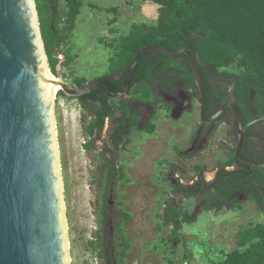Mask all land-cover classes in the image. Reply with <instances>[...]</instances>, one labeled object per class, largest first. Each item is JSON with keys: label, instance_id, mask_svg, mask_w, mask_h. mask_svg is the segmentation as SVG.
Instances as JSON below:
<instances>
[{"label": "rangeland", "instance_id": "obj_1", "mask_svg": "<svg viewBox=\"0 0 264 264\" xmlns=\"http://www.w3.org/2000/svg\"><path fill=\"white\" fill-rule=\"evenodd\" d=\"M62 6L64 3L60 0ZM117 8V13L110 8ZM159 5L144 0H88L77 19V28L68 47L75 59L69 66H63L64 80L73 82L75 77H86L90 82L107 70L113 50L100 41H111L128 34L135 23L154 24L158 20ZM116 16V20L112 22ZM227 80L226 85H232ZM227 85V86H228ZM187 90V89H186ZM189 91L183 93L188 99ZM196 112L170 116L164 109L158 110L153 134L141 128L134 131L121 148L119 161L125 165V178L120 179L112 192V216L108 224L109 259H99L92 240L101 227L97 206L101 189L98 184L100 152L85 148L88 137L85 133V115L77 98L57 96V130L65 201L67 207L69 238L72 264H218L222 251L238 247V231L250 224L264 223V215L255 201L241 199V209L207 210L205 203L194 198L183 200L182 216L186 217L178 241L169 240L171 226L158 230L162 221L157 213L164 212V202L179 203L180 198L173 193L169 182L158 177L162 174L159 161L175 158L174 145L188 146L189 137L198 122V99L193 100ZM181 118V119H180ZM224 128L219 129L213 142L224 136ZM230 143V140H229ZM200 161L212 168L215 160H224L223 150L215 145L212 156L204 152ZM210 158V160L208 158ZM195 160H188L180 174L186 181L195 173L191 168ZM183 164V162H182ZM212 173L209 172L208 178ZM131 214L122 220L119 211ZM119 228L125 232L128 247L125 250ZM186 244V245H185ZM192 252L188 259L186 252ZM175 250V253L172 251ZM126 252L125 258L121 257Z\"/></svg>", "mask_w": 264, "mask_h": 264}, {"label": "trees", "instance_id": "obj_2", "mask_svg": "<svg viewBox=\"0 0 264 264\" xmlns=\"http://www.w3.org/2000/svg\"><path fill=\"white\" fill-rule=\"evenodd\" d=\"M37 0L38 10L49 55L54 73L60 62L59 55L64 54L66 61L63 66H69L75 59L68 47L77 28V19L82 13V7L88 0ZM158 4V20L154 24L135 23L128 34L119 36L111 41L100 38V41L110 47L114 54L106 71L94 80L106 84L113 92H118L125 81L127 71L139 49L151 45H163L170 49L189 48L199 60L200 67L206 81V87L215 86L221 101L229 99L227 88L220 86L227 80H233L235 101L242 124L245 119L251 120L250 105L257 108L260 115H264V0H144ZM117 13V8H110ZM116 20V16L112 22ZM171 79V80H170ZM160 80L171 83L183 82L190 92L192 99H199L191 63L185 54L169 55L159 52L144 53L134 71L128 97L110 99L101 89L77 97L85 109V133L87 137L93 132L92 124L86 126L90 118L99 121L102 111L106 110L113 116V134L116 145L124 140L128 129H138L142 112L133 115L132 101L152 102L157 105L160 99L156 96L154 81ZM93 81V80H92ZM89 81L86 77H75L72 84L84 86ZM64 95L60 91L58 95ZM71 98V97H69ZM89 102H92L90 104ZM113 108V110H112ZM91 119V120H92ZM131 125H128V122ZM129 126V128H125ZM148 132L154 133L156 124L152 123ZM121 134L122 137L117 136ZM85 148L92 149L93 145L87 141ZM233 148L230 152V161L233 163ZM169 161H159L162 174L159 179L166 182ZM108 167V165H107ZM117 171L108 167L100 170L98 184L101 189L97 211L101 220V227L97 230L91 246L101 259L108 260V224L112 216L110 194L113 189ZM124 173H122L123 175ZM240 177L226 172L223 176L225 184L219 189L213 199L206 203L209 210L221 209L225 206L241 209L242 204L237 201L234 193L242 188ZM257 183L264 186V172ZM174 192L179 187L170 183ZM261 191L255 189L252 197L257 201L259 208L264 211V197ZM187 196H197L188 192ZM123 220L131 217L129 212L119 211ZM162 221L157 228L164 230L171 226L169 241H178L180 231L187 221L182 216V209L178 203L164 202V212L157 213ZM119 235L125 241V232L119 228ZM238 247L230 251H222L218 264H264V223L250 224L241 228L238 233ZM186 245V244H185ZM125 252V251H124ZM175 253V250L172 251ZM186 257L190 259L192 252L188 249Z\"/></svg>", "mask_w": 264, "mask_h": 264}, {"label": "water", "instance_id": "obj_3", "mask_svg": "<svg viewBox=\"0 0 264 264\" xmlns=\"http://www.w3.org/2000/svg\"><path fill=\"white\" fill-rule=\"evenodd\" d=\"M146 52L185 54L202 103L208 102L199 60L189 48L163 45L138 50L122 88L113 92L100 81L76 86L64 80L60 54L55 74L45 45L37 0H0V264H72L59 138L57 96L77 98L101 89L109 98L128 94L134 71ZM241 155L246 129L234 101ZM258 120H264V116ZM258 120H254L256 122Z\"/></svg>", "mask_w": 264, "mask_h": 264}, {"label": "flooded vegetation", "instance_id": "obj_4", "mask_svg": "<svg viewBox=\"0 0 264 264\" xmlns=\"http://www.w3.org/2000/svg\"><path fill=\"white\" fill-rule=\"evenodd\" d=\"M171 82L172 81L169 82L168 80L163 84V81H154L155 93L156 96L160 99V103H158L157 105L153 104L152 102H144L138 100L132 101V106L134 108L133 115L139 113V111L142 112L141 122L140 125H138V129L133 130H130L129 128L131 123H129V121L127 122L129 126H126L125 128H129L128 133L126 134L121 144H119V146L116 145L114 138H112L114 119L108 111H102V118L99 119V121L92 118L88 120V123L86 125L88 126V129L92 124H94L93 132L89 135L88 141L92 143V149H96L100 152L99 157L101 163L98 165L97 175H99L100 170L107 169L108 167L113 168L117 171L110 198L112 192L115 190L117 183L120 181V179H123L126 176L125 174L122 175L125 170V165L123 163H120L119 161V152L120 150H122L121 148H123V146H127V141L131 137L132 133L134 131L140 130L141 128L145 130L144 132H148L146 128H149L152 123L156 124L154 122V119L157 115L158 110L164 109L168 112V114H170V116L172 114V116H174L175 118L180 114H183L181 116L182 118L184 114H194V111L196 112L195 104L193 101L194 99H192L191 94L189 93L188 99H186V97H183V93L187 91L186 84L183 82ZM226 82L227 81H225L220 86V88H227L226 90L230 98L224 101L220 100L221 98H219L215 86H210V88H207L208 102L205 110V115L208 119H204L202 117L201 98L198 99V122L196 128L189 137L188 146L174 145L173 156L175 155V158L173 160L166 159L170 162L165 169L166 171H168V179L166 180V182L173 184V188L179 187L177 192H174V190L172 191L180 198L178 204L182 209L181 203L186 199L194 198L205 204L211 201L217 194L219 189L225 184V182H223L224 174H226V172L232 173L234 176L240 177L239 181L242 180V183H240V186H242V188L236 189L234 193L237 201L240 203L241 199H250L251 201H255L258 210L264 215V211L259 208L257 201L252 197L255 189L260 190L261 197H264V186L257 183L258 179H260L261 174L264 172V120H258L264 115H260L257 108L250 105L251 107H249V115L250 117H252V119L247 121L246 118L244 125L242 124L246 129V132L244 133V142L241 149L242 156H239L237 154L239 137L236 131L234 115L231 107L227 106L226 109L217 118L211 119L221 109L225 102L234 101V85L227 84V86ZM128 95L129 94H127L125 97H128ZM89 103L92 104V102ZM254 120L258 121L253 122ZM221 128H224L223 130H225V137H222L218 142L216 141L215 143L213 142V139L217 138L218 131ZM148 133L153 134L151 132ZM117 136L119 137V139L120 137H122L120 133L117 134ZM215 145L217 146L218 150H223L225 159L221 160L217 158V160H215L213 164V167L210 168L207 167L208 160L207 162H203L200 161V159L203 158V155H205L204 152L206 151L209 155ZM233 148L236 149L234 153L233 163L228 164V162L230 161V152ZM210 156H212V154H210ZM208 159L210 160V158ZM188 160L196 161V163L194 162L193 165H190L192 166L191 168L195 173V177L190 181H186L185 177L180 174V172L182 171V166L184 168L185 165H188ZM209 172L212 173L211 178H208ZM188 192L196 193L197 196H187L186 194ZM110 202L112 203L111 199ZM169 202L174 203V201L171 200H169ZM225 207L226 209L234 210L233 208H228L227 206ZM125 246L126 245L124 244L123 248ZM125 256L126 252H122L121 257L125 258ZM101 260L104 261L105 259Z\"/></svg>", "mask_w": 264, "mask_h": 264}]
</instances>
